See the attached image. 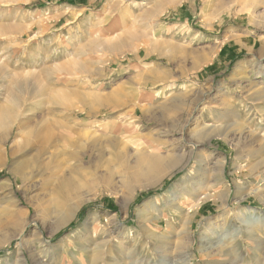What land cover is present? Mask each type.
Wrapping results in <instances>:
<instances>
[{
  "label": "rangeland",
  "instance_id": "1",
  "mask_svg": "<svg viewBox=\"0 0 264 264\" xmlns=\"http://www.w3.org/2000/svg\"><path fill=\"white\" fill-rule=\"evenodd\" d=\"M1 68L0 264H264V0H0Z\"/></svg>",
  "mask_w": 264,
  "mask_h": 264
},
{
  "label": "bare ground",
  "instance_id": "2",
  "mask_svg": "<svg viewBox=\"0 0 264 264\" xmlns=\"http://www.w3.org/2000/svg\"><path fill=\"white\" fill-rule=\"evenodd\" d=\"M124 44H125V42H124ZM124 44L122 43L121 46H123ZM5 68H7V67H5ZM0 70H2V68ZM261 74L264 75V68H263V71H262ZM174 93H175V89L172 90L171 94H174ZM204 130H205L206 134H210V132L212 131V129L210 127H208V125L204 126ZM138 166H139V168H138V171L136 173L135 180H136L137 183H140V185H139L140 189H145V188H147L149 186H152L153 183L161 180L163 177H165L167 174H169V172L172 169V166L170 165V163L166 164V161L163 160L160 157H151V159L149 161L147 160V162H145V161L143 162L142 160H140ZM210 173H212V170H211V168L207 167L205 169H201V173H200V175L198 177L193 178V181H196L193 184V187H194V191H193L194 193H192L193 208H200L201 206H203V204L213 200L212 199L213 196L210 195L209 192L203 191V187L202 186L204 185V183L199 178V177H202L204 175L205 176L206 175H210ZM190 192H192V191H190ZM83 202H84V200H78L77 202H74L72 205H70L66 210H64L62 212V214H61V217H60V220H59V224H58L57 228L54 231L60 230L63 227L67 226L72 221V219L76 215L77 210H79V208L81 207ZM152 203H153V201H152ZM174 208L179 209V210L181 209L180 206H178V205L175 206ZM189 214L186 215V221L188 220ZM16 224H17L16 225V233L14 235H12L11 240L17 239V238L21 239L22 246H25L29 250V253H31L32 260L36 264H46V259L45 258L47 256L51 255L50 254L51 250L49 248H44L43 250H41L39 252H36L35 249H34L35 246H36L35 244L38 243V242L40 244H43L42 241L39 239L38 233L35 232V234H34L35 238L33 240H31V239L29 240L24 235L27 227L29 226V222H27V220L26 221L23 220V222H21L20 224H19V222H17ZM54 231H52V232H54ZM251 233L252 232H250V234ZM253 234L254 233H252L251 235H253ZM252 238H253V236H251V240L254 239V238L253 239ZM54 249L61 250L62 249V245L59 244V246L55 247ZM83 250H85V248H83ZM128 257H129V255H128ZM51 259H53V256H51ZM23 262H24V260L21 259L20 263L22 264Z\"/></svg>",
  "mask_w": 264,
  "mask_h": 264
}]
</instances>
